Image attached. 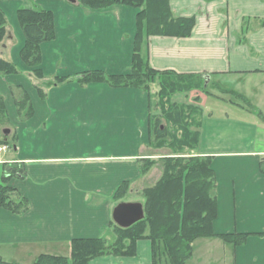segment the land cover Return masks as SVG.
Instances as JSON below:
<instances>
[{
    "label": "crops",
    "instance_id": "0c3cea01",
    "mask_svg": "<svg viewBox=\"0 0 264 264\" xmlns=\"http://www.w3.org/2000/svg\"><path fill=\"white\" fill-rule=\"evenodd\" d=\"M6 2L5 11L14 23L7 39L16 37L20 43L10 60L22 72L0 76V92L18 134L17 148L0 158L25 168L26 176L13 178L10 184L28 198L30 209L18 215L0 208V258L32 264L45 254L44 248L51 250L50 255L69 256L74 239L109 237L118 204L115 190L124 182H130L133 194L153 185L161 170L154 165L142 175V162L170 151L153 146L146 91L76 80L53 85L54 77L78 78L96 70L129 73L138 9L121 5L92 9L65 0ZM21 2L26 8L51 10L55 17V38L41 44L40 68L46 77L41 82H50L45 99L29 77L33 69L20 57L26 41L17 19ZM169 4L176 16L195 18L192 33L150 36L146 53L158 71L205 81L207 93L196 102L203 115L194 154L212 157L218 208L213 232L261 233L264 0H169ZM3 48L10 50L5 41ZM224 79L232 86L224 89ZM10 84L23 86L31 98L34 115L26 122L18 119ZM219 90L238 100L222 98ZM136 249L134 256H101L89 264H153L150 240H139ZM232 250L235 264H264L262 236H250Z\"/></svg>",
    "mask_w": 264,
    "mask_h": 264
},
{
    "label": "trees",
    "instance_id": "16d2710c",
    "mask_svg": "<svg viewBox=\"0 0 264 264\" xmlns=\"http://www.w3.org/2000/svg\"><path fill=\"white\" fill-rule=\"evenodd\" d=\"M10 1L34 3L38 0ZM75 4L92 9L121 5L139 10L131 70L127 74L117 75L96 70L85 72L78 78L54 77L53 85L76 80L83 85L100 82L112 87H134L146 91L150 100L153 146L158 149L167 148L170 154L159 158L162 175L157 183L141 192L145 211L143 220L129 228H122L112 221V241L108 236L74 239L70 243L69 256L41 254L32 264H89L91 260L101 256H134L137 242L143 239L152 243L153 264H186L192 257L194 243L201 238H218L236 248L244 245L250 236L264 237V231L258 234L213 232L218 208L216 177L211 168L212 157L194 154L200 143L198 129L202 123L203 110L198 105L172 102L174 95L186 94L193 89L207 93L205 81L198 76L158 71L150 65L148 55L144 52L150 36H189L195 25V18L176 16L169 0H76ZM17 17L26 38L20 57L27 67L33 69L31 74L44 79L45 75L40 68L41 44L55 38L54 13L34 5L31 8H19ZM262 25L264 26V19ZM8 28L7 15L0 7V45L7 36ZM21 72L10 59L0 58V76L18 75ZM34 86L41 98L45 99L48 92L36 84ZM11 92L19 121H28L34 115L28 91L23 86L12 85ZM154 110H159V113L156 115ZM8 119L6 101L0 92V126L8 125ZM163 119L168 122L167 126L162 124ZM4 144L12 149L17 147V133L14 131L11 136L0 138V146ZM155 163L156 160H143L142 175ZM262 171L264 173V160ZM25 176V168L19 163L0 164V208L18 215L30 209L28 198L10 184L11 179H23ZM130 185V182H124L115 190L113 196L117 203L129 193ZM0 264L10 263L0 258Z\"/></svg>",
    "mask_w": 264,
    "mask_h": 264
},
{
    "label": "rangeland",
    "instance_id": "374dc122",
    "mask_svg": "<svg viewBox=\"0 0 264 264\" xmlns=\"http://www.w3.org/2000/svg\"><path fill=\"white\" fill-rule=\"evenodd\" d=\"M3 1H5V0H0V5H2L1 7H3V10H4L5 14L7 15L8 23H9V29L11 30V26H12L11 23H13L12 16L9 14V12L5 11V8H6L5 4L7 2L6 1L3 2ZM38 1H40V0H38ZM20 4H21V6L19 8H26V7H24V6H26V4H24V2H21ZM17 19H18V17H17ZM12 28H14V27H12ZM12 31L14 32V29ZM5 42L8 44V46H10V50H8V48L2 49L0 47V50H1L0 51V57L6 58V59H12V56H14L15 49L18 48L20 43L16 37L13 40H9L6 37ZM24 45H23V47H24ZM144 52H146V46L144 47ZM29 77L32 79V82H34V84L40 86L45 91H47L50 82H48V81H42L41 82V79L37 78L35 75H29ZM193 80L195 81V79H193ZM194 81H191V83H195ZM222 81H224V82H222V84L224 85V87H223L224 89L226 88V86H232V84L227 83L228 82L227 79H224ZM12 85H16V84H10V86H9L10 92H11V86ZM17 86H21V85H17ZM212 88L213 87L210 85L208 87V90H212ZM201 93H202V90L193 89L192 91L187 92L186 94L174 95L172 102H174L176 104H184V105L190 104V105L195 106V105H197L196 102L198 101L197 97H199V95ZM217 93L222 98H226V99L231 98L234 100H238L237 97H235L234 95L229 94L225 91L219 90ZM11 95H12V92H11ZM12 97H13V95H12ZM13 99H14V97H13ZM210 100L213 101V99H210ZM210 100L208 102H211ZM14 106L16 109L15 101H14ZM208 109H209V107H208ZM16 111H17V109H16ZM154 113L157 115L159 113V110L158 111L154 110ZM8 118H9L8 119V125L0 126V138H2L5 135L11 136L14 133V131L17 133V129L15 127V124L13 123V121L10 118L9 112H8ZM162 124L164 126L165 125L167 126L168 122L165 119H163ZM169 125L172 126V124H170V123H169ZM4 129H9L10 130L9 134H5ZM13 150L14 149H10L9 151H7V153H6L7 155L4 154V156L7 158V156H9L11 153H13ZM2 156H0V157L2 158ZM1 158H0V161H2ZM153 160H156V163L154 165H158V167L161 170V174H160V177H161L162 165L159 163V158L153 159ZM154 165H152V167ZM160 177L158 178V180L160 179ZM157 181L153 185H155L157 183ZM153 185H150L148 187H151ZM139 193H134V194L129 193L122 200L123 201H130V202H133V201H140L141 202L143 200V197H142L141 193L140 194ZM108 238L110 239V241H112L114 239L113 234L111 233V235H109ZM1 251H2V249L0 248V252ZM50 251L51 250H49V248H44L42 250V252H45V254L49 253ZM57 255L67 256V253L61 252L60 254H57ZM8 261H11V260H7V262L6 261H4V262L10 263ZM10 264H19V263L11 262ZM162 264H164V263H162ZM186 264H235V262H234L233 250H232L230 245L225 244L221 239H218V238H201L194 243V251H193L192 257L186 262Z\"/></svg>",
    "mask_w": 264,
    "mask_h": 264
},
{
    "label": "water",
    "instance_id": "95a60500",
    "mask_svg": "<svg viewBox=\"0 0 264 264\" xmlns=\"http://www.w3.org/2000/svg\"><path fill=\"white\" fill-rule=\"evenodd\" d=\"M68 1L76 3V0ZM9 132L10 130H6L5 134ZM112 215L118 226L129 228L145 218L144 205L141 202H121L114 207Z\"/></svg>",
    "mask_w": 264,
    "mask_h": 264
},
{
    "label": "built area",
    "instance_id": "2783aa9c",
    "mask_svg": "<svg viewBox=\"0 0 264 264\" xmlns=\"http://www.w3.org/2000/svg\"><path fill=\"white\" fill-rule=\"evenodd\" d=\"M7 146H2V147H0V153H2V152H4V151H6L7 150Z\"/></svg>",
    "mask_w": 264,
    "mask_h": 264
},
{
    "label": "flooded vegetation",
    "instance_id": "af4514ba",
    "mask_svg": "<svg viewBox=\"0 0 264 264\" xmlns=\"http://www.w3.org/2000/svg\"><path fill=\"white\" fill-rule=\"evenodd\" d=\"M0 47H1V48H3V47H4V42H3V43L0 45ZM3 49H4V48H3ZM0 51H1V50H0Z\"/></svg>",
    "mask_w": 264,
    "mask_h": 264
}]
</instances>
